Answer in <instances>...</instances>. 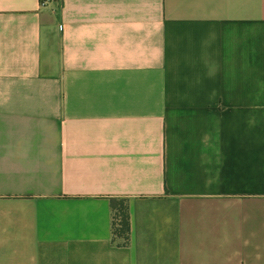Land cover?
Segmentation results:
<instances>
[{
  "label": "crops",
  "instance_id": "0c3cea01",
  "mask_svg": "<svg viewBox=\"0 0 264 264\" xmlns=\"http://www.w3.org/2000/svg\"><path fill=\"white\" fill-rule=\"evenodd\" d=\"M0 264H264V0H0Z\"/></svg>",
  "mask_w": 264,
  "mask_h": 264
},
{
  "label": "trees",
  "instance_id": "16d2710c",
  "mask_svg": "<svg viewBox=\"0 0 264 264\" xmlns=\"http://www.w3.org/2000/svg\"><path fill=\"white\" fill-rule=\"evenodd\" d=\"M126 201H113L114 208V235L115 240L121 238L119 245H128L131 241V214L130 207Z\"/></svg>",
  "mask_w": 264,
  "mask_h": 264
},
{
  "label": "built area",
  "instance_id": "2783aa9c",
  "mask_svg": "<svg viewBox=\"0 0 264 264\" xmlns=\"http://www.w3.org/2000/svg\"><path fill=\"white\" fill-rule=\"evenodd\" d=\"M57 2V0H41L42 7H48L50 4Z\"/></svg>",
  "mask_w": 264,
  "mask_h": 264
}]
</instances>
